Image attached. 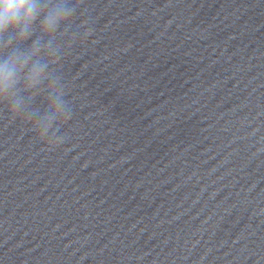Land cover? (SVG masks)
<instances>
[{
  "label": "water",
  "instance_id": "95a60500",
  "mask_svg": "<svg viewBox=\"0 0 264 264\" xmlns=\"http://www.w3.org/2000/svg\"><path fill=\"white\" fill-rule=\"evenodd\" d=\"M80 12L69 139L0 119V264H264V0Z\"/></svg>",
  "mask_w": 264,
  "mask_h": 264
},
{
  "label": "clouds",
  "instance_id": "9594fccd",
  "mask_svg": "<svg viewBox=\"0 0 264 264\" xmlns=\"http://www.w3.org/2000/svg\"><path fill=\"white\" fill-rule=\"evenodd\" d=\"M83 3L0 0V119L23 124L48 152L69 139L61 129L74 115L61 66L69 47L88 44L95 31Z\"/></svg>",
  "mask_w": 264,
  "mask_h": 264
}]
</instances>
